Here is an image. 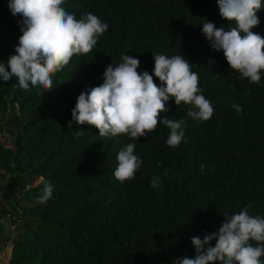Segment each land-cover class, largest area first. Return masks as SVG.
Here are the masks:
<instances>
[{"label": "trees", "instance_id": "obj_1", "mask_svg": "<svg viewBox=\"0 0 264 264\" xmlns=\"http://www.w3.org/2000/svg\"><path fill=\"white\" fill-rule=\"evenodd\" d=\"M8 3L0 0L5 65L22 35V17ZM66 9L77 19L90 12L108 24L93 51L74 55L48 92L0 78V135L11 140L0 139V253L12 247L8 264H174L195 258L191 239L218 231L223 215L251 204L250 214L264 218V75L259 84L241 78L202 34L205 20L235 26L222 19L217 0H66ZM257 15L252 31L264 38V10ZM122 54L137 58V71L149 74L153 55H184L211 101L212 117L192 120L191 105L170 100L167 116L186 124L175 148L162 124L135 141L102 137L94 126L75 122L69 129L78 96L101 85L106 66L121 63ZM129 143L143 163L134 180L120 182L117 155ZM154 176L161 177L159 188L150 186ZM41 178L54 185L45 204L37 201L42 180L33 184ZM4 220L16 238L5 236Z\"/></svg>", "mask_w": 264, "mask_h": 264}, {"label": "clouds", "instance_id": "obj_2", "mask_svg": "<svg viewBox=\"0 0 264 264\" xmlns=\"http://www.w3.org/2000/svg\"><path fill=\"white\" fill-rule=\"evenodd\" d=\"M222 19L234 27L219 28L205 20L202 34L213 51L223 52L230 69L259 84L264 75V38L252 29L260 24L258 12L264 10V0H217ZM8 7L18 21L22 35L15 54L7 64L0 63V78L9 81L13 77L19 88H42L48 92L53 87V77L68 65L74 55H87L108 30V24L92 13L77 19L75 12L66 9V0H9ZM83 7V5H80ZM154 71L138 72L140 61L127 54L121 55L117 66H106L103 83L82 92L72 109V123L94 126L99 136L126 135L135 141L154 132L159 124L169 129L166 143L179 146L185 136V120L171 119L167 113L170 100L179 106L191 105L187 116L192 120L207 121L214 112L211 101L199 87V75L184 55L155 54ZM214 62V61H213ZM160 81L158 86L154 78ZM216 77V76H215ZM218 78V77H217ZM232 107L239 114L241 106L233 101ZM84 131H76V136ZM118 166L114 171L120 181H131L143 163L135 154V144L129 143L117 155ZM161 166L158 164V167ZM201 171L204 165H200ZM167 171L163 173L167 176ZM37 197L40 204L52 198L54 185L44 180ZM152 188L161 186V177L154 176ZM251 204L238 213L225 214L218 231L193 237L195 258L178 257L174 264H264V218L252 215ZM215 241V246H212Z\"/></svg>", "mask_w": 264, "mask_h": 264}, {"label": "rangeland", "instance_id": "obj_3", "mask_svg": "<svg viewBox=\"0 0 264 264\" xmlns=\"http://www.w3.org/2000/svg\"><path fill=\"white\" fill-rule=\"evenodd\" d=\"M0 139L2 143H7L10 142V138H3V136L0 135ZM41 179H36L35 182L33 183L34 185L38 184L40 182ZM3 225H4V229H5V236H12V238H16L18 235V231L12 226L10 227L8 225V223L4 220L2 221ZM7 228H9L10 232L7 231ZM11 246H7L6 249H4V251L2 253H0V264H8L9 259L11 257Z\"/></svg>", "mask_w": 264, "mask_h": 264}]
</instances>
